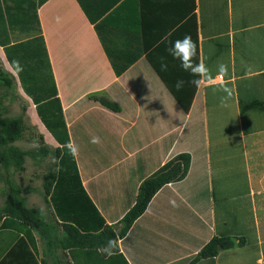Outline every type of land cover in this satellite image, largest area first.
<instances>
[{
  "label": "crops",
  "instance_id": "1",
  "mask_svg": "<svg viewBox=\"0 0 264 264\" xmlns=\"http://www.w3.org/2000/svg\"><path fill=\"white\" fill-rule=\"evenodd\" d=\"M36 9L65 132L44 126L60 150L50 195L48 173L41 188L28 179L24 200L0 186V264H264V0H36ZM185 35L214 86L191 84L167 53ZM163 78L185 81L175 89L188 110ZM182 155L185 177L157 192L117 252L63 246L64 224L120 232L143 181ZM214 238L233 247L199 258Z\"/></svg>",
  "mask_w": 264,
  "mask_h": 264
},
{
  "label": "trees",
  "instance_id": "2",
  "mask_svg": "<svg viewBox=\"0 0 264 264\" xmlns=\"http://www.w3.org/2000/svg\"><path fill=\"white\" fill-rule=\"evenodd\" d=\"M18 33L27 36L22 42L13 43L12 34ZM0 47L3 48L7 60L17 73L23 87V91L33 102L40 120L46 129L60 139L64 135L65 123L59 106L53 75L50 70L49 59L45 47L42 29L38 19L36 0H0ZM167 88L186 111L188 101L171 85L170 81L163 78ZM19 126L15 121H2L0 119V134H6L13 139L20 138ZM60 150L57 151L59 158ZM23 154H20L22 159ZM4 159L0 154V165ZM20 164V163H18ZM188 157L182 155L163 166L156 174L143 181L135 205L121 220L123 224L120 232H116L113 226H103L98 234L81 233L76 227L64 224L66 234L62 242L67 249L81 248L87 250L103 249L109 240L122 239L130 227L141 217L147 209L153 197L163 187L171 183L181 181L188 169ZM48 172L44 177V191L48 196L57 178V167ZM19 200H17L18 202ZM20 203V202H19ZM22 207V206H21ZM23 208V207H22ZM26 215L27 211H21ZM36 224L40 227L42 222L36 218ZM233 247V241L225 238H214L200 252L199 258H213L220 250ZM118 250H116L117 252Z\"/></svg>",
  "mask_w": 264,
  "mask_h": 264
},
{
  "label": "rangeland",
  "instance_id": "3",
  "mask_svg": "<svg viewBox=\"0 0 264 264\" xmlns=\"http://www.w3.org/2000/svg\"><path fill=\"white\" fill-rule=\"evenodd\" d=\"M13 39L22 41L25 38L15 36ZM0 119L15 121L20 128L18 139L0 134V154L6 162L1 165L2 170H5V175H2L3 178L0 179V186L8 183L9 186H6L8 188L5 193L9 198L14 192V195L18 193L23 195L24 197L20 198L24 200L28 179H33L32 186L41 188L43 175L55 168L58 162L57 149L47 144L45 138L51 141L50 135L40 120L33 102L24 93L17 73L12 69L1 49ZM21 153L23 154L22 159L20 158ZM59 166L58 164L57 167Z\"/></svg>",
  "mask_w": 264,
  "mask_h": 264
},
{
  "label": "clouds",
  "instance_id": "4",
  "mask_svg": "<svg viewBox=\"0 0 264 264\" xmlns=\"http://www.w3.org/2000/svg\"><path fill=\"white\" fill-rule=\"evenodd\" d=\"M165 40L168 38L165 37ZM170 47L166 49L167 53L174 59L179 61L180 67L183 71L189 73L193 79L190 81L196 87H200L204 83H209L215 79L212 75L211 69L204 63L203 60H197L198 57V44L193 41L191 35H185L183 38L169 41ZM195 61V62H194ZM162 69L166 70L167 64H161ZM229 74V66L220 63L217 66V75L227 77ZM184 80H177L175 88L179 91L184 86ZM218 90L223 91L226 95L221 96V106H227V98L231 95L230 90L224 85L218 86ZM92 143H99V137H93ZM63 147L68 149L70 155L74 158L78 156L79 149L74 142L69 141ZM118 250V244L115 240H109L102 249V254L111 255Z\"/></svg>",
  "mask_w": 264,
  "mask_h": 264
}]
</instances>
